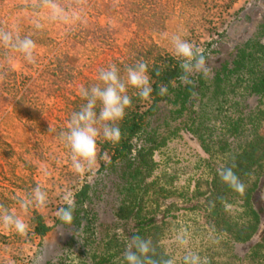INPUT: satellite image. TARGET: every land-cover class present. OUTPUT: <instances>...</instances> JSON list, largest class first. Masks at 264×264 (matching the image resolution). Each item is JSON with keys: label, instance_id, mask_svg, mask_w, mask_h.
<instances>
[{"label": "rangeland", "instance_id": "rangeland-1", "mask_svg": "<svg viewBox=\"0 0 264 264\" xmlns=\"http://www.w3.org/2000/svg\"><path fill=\"white\" fill-rule=\"evenodd\" d=\"M152 1L59 0L66 10L80 15L79 20L63 23L51 20L50 10L35 7L34 0H0V28H18L21 37L30 36L37 45L29 63L22 53L0 44V204L28 224L36 211L51 227L46 236L31 238L0 226V264L77 262L80 240L71 238L77 232L55 222L66 188L75 192L90 183L92 206L102 224L99 231L112 226L114 194L107 173L99 170V158L95 175L82 177L73 171L70 149L59 138L71 114L86 102L79 87L100 83L101 68L124 58L138 63L142 57L134 52L146 56L154 46L175 55L172 35L203 48L210 69L229 60L227 54L235 46L249 39L264 42V0H156L161 4L158 25H153V12L146 8ZM204 157L197 143L183 136L169 143L159 157L160 168L179 187L191 190L195 179L208 172ZM37 184L47 191L48 204L25 213L19 200L30 196ZM178 220L181 227L166 244L180 264L200 237L186 230L190 218ZM181 238L186 248L179 244Z\"/></svg>", "mask_w": 264, "mask_h": 264}, {"label": "trees", "instance_id": "trees-1", "mask_svg": "<svg viewBox=\"0 0 264 264\" xmlns=\"http://www.w3.org/2000/svg\"><path fill=\"white\" fill-rule=\"evenodd\" d=\"M159 5L153 0L146 6L153 25L161 17ZM134 54L148 66L151 98L141 99L129 86L132 107L117 122L121 140L112 143L101 136L97 142L99 170L107 173L114 194L112 226L99 231L88 182L75 191L72 223L55 218L77 232L71 237L80 240L75 264H126L123 254L133 235L151 240L158 260L171 258L166 241L181 227L179 218L192 220L186 230L200 240L190 250L206 264H264V42L249 39L235 46L229 60H220L207 78L194 73L191 83L181 81L176 55L155 46L146 56ZM135 64L130 58L114 62L121 76ZM161 86L166 94H160ZM183 136L197 143L208 168L191 190L160 168L169 143ZM222 167H231L246 185L242 196L221 180ZM29 225L31 238L51 230L36 211Z\"/></svg>", "mask_w": 264, "mask_h": 264}, {"label": "clouds", "instance_id": "clouds-1", "mask_svg": "<svg viewBox=\"0 0 264 264\" xmlns=\"http://www.w3.org/2000/svg\"><path fill=\"white\" fill-rule=\"evenodd\" d=\"M35 7H46L50 10V19L68 23L80 19L76 10L68 11L61 6L59 0H34ZM41 28L40 23H36ZM167 38V36H166ZM175 55L181 58L180 68L182 82L191 83L190 77L194 73H202L207 78L211 69L206 65L204 49L183 39L181 35L170 37ZM0 44L22 53L29 63L35 59L34 53L37 48L35 41L30 36L21 37L18 28L5 30L0 28ZM3 77H0L2 79ZM100 83L90 87L81 85L78 94L86 101L78 111H74L66 129L59 133L60 140L70 149V161L73 171L80 176L91 179L98 168L100 149L97 143L99 137L104 140L118 143L122 138V132L117 122L124 119L126 109L132 107V98L128 95L131 86L137 90V95L147 101L151 98L153 89L148 75V66L138 62L128 67L126 77H122L116 65L101 68L98 72ZM167 87L161 86L160 94H166ZM99 109V110H97ZM221 180L241 196L244 194L246 185L231 167H222L218 170ZM47 174V173H46ZM62 200L65 207H60L56 216L65 223H72L75 211V192L64 189ZM48 193L37 184L28 197L19 200L20 208L26 213L32 207L44 208L48 204ZM0 226L6 229H14L21 237H27L30 226L25 219L17 215L14 210H9L0 204ZM122 235V229L117 230ZM179 244L186 248L187 241L179 239ZM156 249L151 240L139 235L128 238L123 259L126 264H177L175 257L158 260ZM183 264H206V258L198 253L186 250L182 257Z\"/></svg>", "mask_w": 264, "mask_h": 264}]
</instances>
